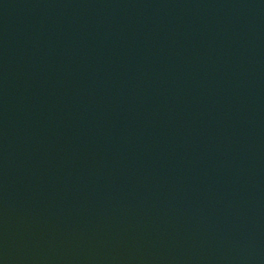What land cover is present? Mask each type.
<instances>
[{"label": "water", "instance_id": "obj_1", "mask_svg": "<svg viewBox=\"0 0 264 264\" xmlns=\"http://www.w3.org/2000/svg\"><path fill=\"white\" fill-rule=\"evenodd\" d=\"M0 264H264V0H0Z\"/></svg>", "mask_w": 264, "mask_h": 264}]
</instances>
